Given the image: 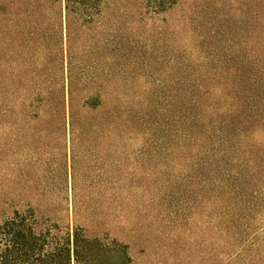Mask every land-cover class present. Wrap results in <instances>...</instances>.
Returning <instances> with one entry per match:
<instances>
[{
  "label": "trees",
  "instance_id": "obj_1",
  "mask_svg": "<svg viewBox=\"0 0 264 264\" xmlns=\"http://www.w3.org/2000/svg\"><path fill=\"white\" fill-rule=\"evenodd\" d=\"M181 2L0 0L1 34L25 29L45 45L46 149L61 156L56 168L48 161L42 197L0 222V264H134L129 243L93 234L102 225L93 182L100 152L108 154L106 218L131 227L125 239L139 238L128 218L139 176L138 158L128 156L137 153L159 158L190 210L204 206L210 264H264V0H254L249 56L200 36L197 58L176 37L170 56L158 57L153 33L139 58L126 52L128 8L143 24ZM165 64L167 77L156 80ZM128 71L149 78V89L132 94Z\"/></svg>",
  "mask_w": 264,
  "mask_h": 264
},
{
  "label": "rangeland",
  "instance_id": "obj_2",
  "mask_svg": "<svg viewBox=\"0 0 264 264\" xmlns=\"http://www.w3.org/2000/svg\"><path fill=\"white\" fill-rule=\"evenodd\" d=\"M104 11L111 14L112 8L106 6ZM255 11L254 0H182L178 7L156 20L141 24L133 16L134 9L128 8L121 25L128 44L126 52L139 58L141 47L153 33L154 53L158 57L170 56L176 37L197 58L200 36L204 43L217 40L220 45L232 47L235 54L249 56L256 38ZM24 31L19 38L0 32V222L15 209L24 210L33 198L42 197V188L48 184V161H54L56 168L61 160L58 150L49 153L46 149L41 103L45 45L41 37L32 40L28 30ZM168 72L165 64L153 70V76L160 80ZM123 84L136 95L148 90L152 83L140 73L128 71ZM96 156L100 163L96 165L93 182L101 187L98 201L102 225L94 235L102 237L107 233L111 239L129 243L134 264H210L204 206L199 202L192 210L186 206V197L179 195L163 175L169 171L160 166L158 157L148 161L146 155L128 156L129 162L138 158L135 166L139 175L133 181L137 186L132 199L136 211L128 216L139 238L129 241L123 236L131 227L124 221L106 218L108 154L100 152ZM53 174L57 176L58 168ZM213 242L212 248L216 250L217 242ZM217 263L214 260L213 264Z\"/></svg>",
  "mask_w": 264,
  "mask_h": 264
}]
</instances>
